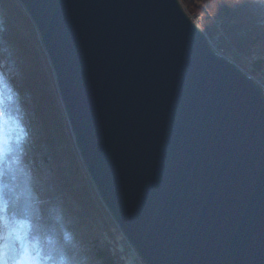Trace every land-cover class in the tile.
<instances>
[{
	"label": "water",
	"instance_id": "95a60500",
	"mask_svg": "<svg viewBox=\"0 0 264 264\" xmlns=\"http://www.w3.org/2000/svg\"><path fill=\"white\" fill-rule=\"evenodd\" d=\"M97 192L145 264H264V89L179 0H19Z\"/></svg>",
	"mask_w": 264,
	"mask_h": 264
},
{
	"label": "trees",
	"instance_id": "16d2710c",
	"mask_svg": "<svg viewBox=\"0 0 264 264\" xmlns=\"http://www.w3.org/2000/svg\"><path fill=\"white\" fill-rule=\"evenodd\" d=\"M181 3L211 46L264 88V0ZM0 169L1 239L12 230L46 264H143L100 199L19 0H0Z\"/></svg>",
	"mask_w": 264,
	"mask_h": 264
},
{
	"label": "clouds",
	"instance_id": "9594fccd",
	"mask_svg": "<svg viewBox=\"0 0 264 264\" xmlns=\"http://www.w3.org/2000/svg\"><path fill=\"white\" fill-rule=\"evenodd\" d=\"M6 255L5 247L0 245V264H46L45 259L32 247H23L19 256L11 260H5Z\"/></svg>",
	"mask_w": 264,
	"mask_h": 264
},
{
	"label": "rangeland",
	"instance_id": "374dc122",
	"mask_svg": "<svg viewBox=\"0 0 264 264\" xmlns=\"http://www.w3.org/2000/svg\"><path fill=\"white\" fill-rule=\"evenodd\" d=\"M180 2H181V0H179ZM182 4V3H181ZM183 6V5H182ZM184 7V6H183ZM184 9H185V7H184ZM185 11L188 13V11L185 9ZM189 14V13H188ZM189 16L192 18V20L203 30V28L200 26V24L197 22V21H195V19L189 14ZM203 32H204V30H203ZM205 33V32H204ZM206 36H207V34H206ZM211 44V43H210ZM214 49V48H213ZM215 50V49H214ZM216 51V50H215ZM217 52V51H216ZM247 74V73H246ZM248 75V74H247ZM248 76H250V75H248ZM251 77V76H250ZM252 78V77H251ZM257 84H259L258 82H257V80L255 79V78H252ZM260 85V84H259ZM261 86V85H260ZM262 87V86H261ZM263 88V87H262ZM264 89V88H263ZM2 178V170L0 169V179ZM97 190V189H96ZM1 197V196H0ZM101 199V198H100ZM102 201V200H101ZM0 202H1V198H0ZM103 203V202H102ZM105 206V205H104ZM4 217L2 216V219H3ZM125 237V236H124ZM126 238V237H125ZM0 241H2L3 243H0V245H6V252H7V255H6V257H7V259L8 260H11V259H13V258H17L18 256H19V253H20V248H17L16 246H15V244L13 243V241H12V239L10 238V237H5L4 239H1L0 238ZM129 242V241H128Z\"/></svg>",
	"mask_w": 264,
	"mask_h": 264
},
{
	"label": "snow or ice",
	"instance_id": "6c2138e0",
	"mask_svg": "<svg viewBox=\"0 0 264 264\" xmlns=\"http://www.w3.org/2000/svg\"><path fill=\"white\" fill-rule=\"evenodd\" d=\"M0 243H3L2 241H0ZM5 249H6V245H4ZM5 260H7V257H4Z\"/></svg>",
	"mask_w": 264,
	"mask_h": 264
},
{
	"label": "built area",
	"instance_id": "2783aa9c",
	"mask_svg": "<svg viewBox=\"0 0 264 264\" xmlns=\"http://www.w3.org/2000/svg\"><path fill=\"white\" fill-rule=\"evenodd\" d=\"M136 254V253H135ZM137 255V254H136Z\"/></svg>",
	"mask_w": 264,
	"mask_h": 264
}]
</instances>
